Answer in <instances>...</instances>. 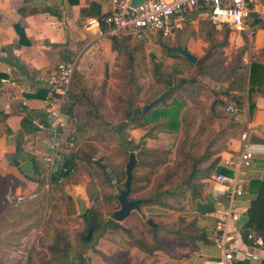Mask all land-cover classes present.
Wrapping results in <instances>:
<instances>
[{
	"label": "rangeland",
	"instance_id": "374dc122",
	"mask_svg": "<svg viewBox=\"0 0 264 264\" xmlns=\"http://www.w3.org/2000/svg\"><path fill=\"white\" fill-rule=\"evenodd\" d=\"M226 32L228 44L218 45L216 49H212V41L200 35L201 39L206 40L201 49L206 52L212 50L206 62L212 64L210 70L218 75L228 73L243 47L246 54L250 51L247 38L243 36L245 45L238 46L235 32L232 29L227 31L225 26L215 32V39L222 42ZM186 33L192 36L197 32L190 27ZM177 36L174 31L170 35L158 34L153 38L118 39L113 46L112 64L107 63L100 76L93 72L84 79L86 91L99 99L103 114L102 119L86 116L87 100L83 99L77 109L78 123L75 118H70L64 130L61 152L71 154L79 148L92 158H77L74 171L64 182H49L48 152L35 155L28 151L27 156V152L19 151L17 157L11 160L13 164H21L28 157L37 168L36 171L33 169L30 178L43 175L44 181L37 183L28 177L22 181L10 173H0V264H39L45 259H50L53 264H63V258L53 256L48 249L56 229L64 230L69 237V264H185L191 254L197 252L199 235L205 234L201 227L203 214L199 208L204 204L205 183L200 197L186 193L179 201L173 200V206L143 203L141 211L134 210L119 221L127 230L94 228L91 237L86 239L91 228L87 218H91L89 213L92 208L97 210L102 222L114 219L113 213L120 208L117 195L124 186L126 164L131 152H135L138 159L134 169V177L138 179L134 183L139 188L136 193H131V198L153 194L168 167L174 173L171 178L173 182L189 173L190 161L176 153V145L173 144L174 134L182 132L181 128L172 132L156 130L157 135L153 137L147 136L146 131V135L138 141L132 136L129 139L128 128L135 126L128 123L125 116L130 99L134 106H142L152 98L161 97L169 86V79L189 76L194 72L195 62L189 61L175 49L179 44ZM242 62L248 64L244 59ZM201 77L208 80V75ZM76 87L72 86V89ZM227 98H221L224 103L217 104L216 113L211 111V98L209 102L206 99V105L198 101L194 102L195 106L186 108V103L182 107L185 118L196 120L191 127L193 132L198 126L207 127L201 143L217 129L215 121L220 125L227 124L234 115L226 110L234 102ZM240 109L238 107L237 112ZM154 123L145 125L147 130H152ZM115 126L118 128L115 129ZM236 127L237 130L241 129ZM72 136L74 139H71ZM71 140L74 141L73 149L68 146ZM24 142L34 144L28 140ZM136 144L140 147L132 150ZM156 159L165 163L150 168L147 162ZM97 160H101L100 165L105 167H99ZM150 170H154V173L147 177L146 173ZM109 194L114 197L109 198ZM78 196L87 201L88 211L82 216L79 215ZM149 219L156 225L150 224ZM83 236L85 241L82 240Z\"/></svg>",
	"mask_w": 264,
	"mask_h": 264
},
{
	"label": "crops",
	"instance_id": "0c3cea01",
	"mask_svg": "<svg viewBox=\"0 0 264 264\" xmlns=\"http://www.w3.org/2000/svg\"><path fill=\"white\" fill-rule=\"evenodd\" d=\"M109 9L107 0H0V72L16 81L15 84L0 85V173H10L22 181L28 177L29 180L37 183L43 178V175L36 177L39 180L30 178L35 168L28 157L22 159L21 164L11 162L19 151L27 152L25 153L27 156L28 151L35 155L47 153L44 148L47 149L50 129L45 124L44 128L39 125L43 122L42 118L47 117L44 101L46 96L42 95L43 90L48 88L43 78L59 63L72 59H76L75 72L80 80L87 79L93 72L100 76L102 68L107 63L112 64L114 59L112 38L101 35L96 26L92 28L87 26L89 19H101ZM251 9L256 34L249 50L252 58L264 62V0H253ZM203 20L211 21L206 9L200 7L187 10L176 21L178 46H186L197 59L207 53L206 50L201 49L206 40L201 39L200 35L211 41L205 34L207 30L204 29V32L201 30ZM211 25L212 21L207 29ZM190 27L197 32L196 35L189 36L186 33ZM215 29L222 28L218 29L215 26ZM234 36L238 46L245 43L242 35L235 33ZM202 81L206 84L201 86L197 102L206 105L205 103L211 98L213 99L211 104L214 105L219 98H227L222 91L226 89L228 80L215 79L208 75V80L202 78ZM75 85L74 77V88ZM23 86L26 91L22 90ZM234 93L240 97L241 111L232 116V121L241 129L237 130L235 127L237 133L229 137L227 146L220 152L221 165L230 174L235 173L231 161L237 159L244 131H248V141L252 145L254 156L252 163L249 166H242L239 171L244 193L236 198L240 219L232 226V230L237 229L238 234L233 244L234 259L229 264H264V244H247L240 235V229L248 218V208L256 196L251 182L264 179V93L257 91L251 94V101L255 104L252 111L249 109L247 91ZM216 94L221 95L219 97L215 96ZM23 100L27 103L24 104ZM190 105L195 106L193 101H189L186 108ZM38 111L42 113L41 118L33 115ZM64 115L67 127L70 118L65 112ZM23 118L31 121L37 129L24 128ZM127 119L130 123L131 119ZM215 122L217 129L214 130L222 129L223 124ZM146 131V126L129 127V139L132 136L140 140ZM181 134L182 132L174 134V145H177ZM24 140L34 144L28 145ZM203 181L204 204L199 205V208L204 219L201 227L207 240H199L195 249L197 252H193L185 264H216L222 258V252L211 241V232L214 226V211L219 203L225 202V197L222 187L212 179L205 178Z\"/></svg>",
	"mask_w": 264,
	"mask_h": 264
},
{
	"label": "trees",
	"instance_id": "16d2710c",
	"mask_svg": "<svg viewBox=\"0 0 264 264\" xmlns=\"http://www.w3.org/2000/svg\"><path fill=\"white\" fill-rule=\"evenodd\" d=\"M202 8V7H201ZM195 9V8H194ZM205 9V8H203ZM208 24H211V21L203 20L201 30L206 36L212 41V49H216L218 45H227L228 44V33L224 34V40L221 42L215 39V25H212L207 29ZM225 29L228 31L232 28L225 26ZM214 31V32H213ZM128 39L124 38H112L113 46L117 44L118 39ZM245 45V44H243ZM116 47V46H115ZM171 49H174L173 47ZM246 48L238 54V59L235 60V63L231 66V69L228 73L224 75H216L210 70L212 64L207 63V59L212 53V50L207 52L204 57L197 59L195 62L196 68L192 75H182L176 79L173 77L168 80V88L163 92L161 97L157 99L152 98L147 101L142 106H134L133 100L128 101V109L126 112V117L131 119V122L135 127L145 126L152 122H155L151 127L152 130H147V136H156V130H167V131H177L181 128L182 134L179 138L176 145V153L182 154L190 161V170L186 177L179 179L176 182L171 181L173 177L172 168H166L165 172L160 178L159 184L154 188V193L150 196L138 197L144 198L147 201L144 204H161L164 206H173V200L179 201V199L186 193H191L192 196L200 197L202 196V188L204 186L203 179L210 177L214 171H221L225 173H230L225 167L221 165V154L220 152L227 146V141L229 137L234 136L237 131L235 129L236 123L232 121V117L229 119V122L223 124L222 129L219 131L213 130L207 140L201 143L202 135L207 132V127L198 126L193 132L192 124H195V119H187L184 116V110L182 107L186 105L189 101L197 102V96L201 93V83L202 77L204 75H209L215 79H226L229 81L225 90H223V95L228 97L236 103L238 107L241 105L240 97L235 94V91H247L249 97V109L252 111L255 104L251 101V94L257 91L264 93V62H261L257 59L251 57L248 64H244L242 59L245 56ZM247 66L246 70L244 69ZM76 71V70H75ZM7 74L0 72V85L2 84V78H6ZM74 77L76 80V89L71 90L69 93L68 99L64 106V112L69 115V118H75L77 120V109L80 106V102L83 99L87 100V108L84 114L92 118H101L102 119V110L100 106L99 99H95L86 91V85L84 80L78 79L77 73L74 72ZM80 77V76H79ZM48 93L47 90H43V97ZM158 100L154 105L149 109L144 110L146 104ZM224 103L221 98L214 102V105L211 106V111L216 113L217 104ZM134 106V107H133ZM234 116V115H233ZM22 125L24 128L36 130L37 127L33 125L31 121L27 118H23ZM118 127L115 126V129ZM146 135V134H145ZM201 144V145H200ZM200 145V147H198ZM140 147L139 144H136L132 150ZM74 146L71 148L73 149ZM76 148L73 150L66 159L67 170L58 169L54 175L51 177V182L54 184H61L65 181L66 178L71 176V173L76 167V159L81 156H86L88 159L92 158L88 152ZM101 160H97L96 164L99 167L104 168L105 165H100ZM162 160H149L147 165L150 168H154L161 164ZM143 163H146L144 161ZM37 168L35 169V171ZM154 170H150L146 173V176L153 174ZM145 176V177H146ZM138 177H134L132 183V194L136 193L139 188L136 187L135 181ZM17 181V180H16ZM40 181H44L43 179ZM251 185L256 193V196L252 199L251 204L248 208V218L247 221L240 229V235L243 241L247 244L253 245V239L249 237V234L255 233L258 236H261L264 241V179H256L251 182ZM90 193V192H89ZM109 198L114 197L113 194H109ZM89 215L91 218L88 219L90 226H94L96 230H106L109 228L112 229H124L127 230L119 221L109 218L105 222H102V219L97 213L95 208L90 210ZM160 225L158 226V228ZM154 228V229H158ZM180 232L181 230L177 228ZM85 241L84 236L82 237ZM198 240H207L205 234H200ZM48 249L53 256L58 258H63V264H67V257L70 251V240L68 235L62 229H56L53 241L48 244ZM39 264H53L50 259H45L40 261Z\"/></svg>",
	"mask_w": 264,
	"mask_h": 264
},
{
	"label": "built area",
	"instance_id": "2783aa9c",
	"mask_svg": "<svg viewBox=\"0 0 264 264\" xmlns=\"http://www.w3.org/2000/svg\"><path fill=\"white\" fill-rule=\"evenodd\" d=\"M110 9L101 18H92L87 22L88 28L96 26L101 35L111 38L146 39L153 38L158 34L170 35L177 27V19L189 9L205 8L209 19L221 29L224 26L245 36L251 44L256 27L252 22L251 3L253 0H143L139 5L133 7L131 0H107ZM251 54L248 52L244 60L249 63ZM76 59L59 63L43 79L48 88L44 98L47 119L49 122L50 138L47 144L49 155V182L52 175L58 169L67 170L66 159L70 152H61L64 141V130L66 129V118L64 106L72 90ZM2 84H15L14 79L2 78ZM23 91L26 88L22 87ZM26 104L27 101L23 100ZM230 114H236L238 106L230 104L226 108ZM44 128L43 122L39 123ZM248 131L242 134V146L236 160L231 164L235 170L234 174L214 171L210 177L216 184L222 187L225 202L218 204L214 211V226L211 232V241L216 248L222 252V258L216 264H229L234 259V241L238 230H232V226L240 219L236 207V198L244 193L239 171L242 166L252 163L254 150L248 141ZM74 139V136L71 137ZM71 149L74 141L68 142ZM255 244H264L261 236L255 233L249 234Z\"/></svg>",
	"mask_w": 264,
	"mask_h": 264
},
{
	"label": "water",
	"instance_id": "95a60500",
	"mask_svg": "<svg viewBox=\"0 0 264 264\" xmlns=\"http://www.w3.org/2000/svg\"><path fill=\"white\" fill-rule=\"evenodd\" d=\"M143 0H131V5L133 7H136L139 5ZM176 51L182 54L186 59H188L191 62H196L197 57L191 53L186 46H176ZM158 100H154L148 104L145 105L144 110L149 109L152 105H154ZM34 116L37 118L42 117L41 112H34ZM43 123L46 125V127L49 126V122L47 118H42ZM138 159L136 157L135 152H131L129 155L128 162L126 164V179L124 181L123 188L120 189L119 194L117 195L118 201L120 202V208L116 210L113 213V217L115 220L120 221L122 219H125L128 217L132 211L142 210V204L146 202L147 200L144 198H131V192H132V183L134 180V169L137 165ZM77 202L79 203V215H85L88 211L87 201L85 198L78 196ZM149 223L153 226L156 225L155 222H153L151 219H149ZM94 226H91L88 235L86 236V239H89L91 237V234L93 232ZM67 264H69V258L67 257Z\"/></svg>",
	"mask_w": 264,
	"mask_h": 264
}]
</instances>
